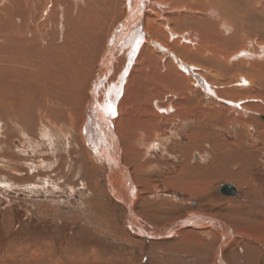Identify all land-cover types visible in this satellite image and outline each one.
Returning <instances> with one entry per match:
<instances>
[{"label": "bare ground", "instance_id": "1", "mask_svg": "<svg viewBox=\"0 0 264 264\" xmlns=\"http://www.w3.org/2000/svg\"><path fill=\"white\" fill-rule=\"evenodd\" d=\"M117 2L0 0V123L7 117L34 153L41 148L33 137L50 134V146L60 139L67 142L66 147L77 146L73 141L80 140L89 164L96 166L97 155L99 160L104 158L110 185L122 183V202L130 205L134 188L121 155L135 160L139 146L148 149L158 128L154 123L163 122L167 131L177 134L178 127L196 120L195 127L201 130L192 132L190 141L202 143L210 141L211 133L204 131L203 124L209 126V116L224 126L226 120L242 124L244 119L247 126L250 116H235L232 109L213 108L205 101L217 97L233 107L226 100L233 93L243 95L244 90L249 93L264 85V47L256 55L233 53L242 46L244 35L263 37L264 26L255 21L245 28L240 18L234 31L222 26V9H233L242 0H120L116 6ZM122 15V21L114 25ZM92 56L94 65L86 70ZM204 77L213 83L208 85ZM170 94L177 99L166 104ZM34 120H38L35 131ZM171 138L168 135V141ZM122 140L125 144L120 148ZM214 145L210 147L215 150ZM91 150L96 153L94 159ZM185 150L182 146L181 156ZM211 154H205L207 164L215 167ZM187 158L179 167L182 171L166 173L175 180H167L165 189L202 194L210 188V180L202 178V189V172H194ZM147 168L143 164L134 172L141 174ZM130 217L131 226L139 230L137 219ZM252 228L237 232L255 239L259 231L253 233Z\"/></svg>", "mask_w": 264, "mask_h": 264}, {"label": "rangeland", "instance_id": "2", "mask_svg": "<svg viewBox=\"0 0 264 264\" xmlns=\"http://www.w3.org/2000/svg\"><path fill=\"white\" fill-rule=\"evenodd\" d=\"M232 7L222 9V26L230 27V31H234L238 18L245 28L250 29L249 23L255 21L264 26V0H242V4ZM255 11L261 15H253ZM123 17H117L114 25ZM241 45L233 53L261 54L264 36L244 35ZM94 58L86 70L92 69ZM207 76L214 80L210 74ZM204 79L208 85L213 83ZM249 93L244 90L243 95L233 93L226 98L233 107L217 97L205 101L213 108H230L235 116L251 118L247 126L244 119L242 124L226 120L224 126L220 119L209 116V126L203 122L204 131L211 133L207 142L190 141L192 132L201 130L195 127L196 120L178 127L177 134L167 131L163 122L154 123L158 128L150 137L152 145H147L148 149L139 146L135 160L121 155L120 162L128 169L134 188L130 205L122 202V183L110 185L109 166L103 157H95L94 149L90 153L97 160L95 167L88 163L80 140L73 141L77 146L66 147L67 142L61 139L50 146V134H46L43 138L33 137L39 142L37 148H41L34 153L24 135L16 132L7 117L3 118L0 264H264V228L256 241L248 239V243L237 232L253 227L254 233L262 231L259 224L264 227V125L260 118L264 115V85L255 86ZM170 95L172 99L166 104L177 99L175 94ZM37 121H32L34 131ZM22 141L25 146L20 147ZM124 144L122 140L120 148ZM196 144L201 147L199 150ZM213 145L215 150L210 147ZM182 146L186 150L181 156ZM238 148L243 150H235ZM210 153L214 155L211 154L215 167L207 164L205 154ZM187 156L193 171L202 172L199 186L203 187L204 179L210 180L206 194L189 193L182 188L165 189L168 181L175 180L166 177V173L182 171L179 167L185 164ZM143 164L148 166L146 171L136 174L134 168ZM224 184L235 187V197L219 193ZM130 214L137 219L139 230L131 226ZM187 221L202 228L189 226Z\"/></svg>", "mask_w": 264, "mask_h": 264}, {"label": "water", "instance_id": "3", "mask_svg": "<svg viewBox=\"0 0 264 264\" xmlns=\"http://www.w3.org/2000/svg\"><path fill=\"white\" fill-rule=\"evenodd\" d=\"M260 118L263 121V125H264V116H262ZM219 193L223 196L235 197L237 194V191H236L235 187L231 186L230 184H224L220 187Z\"/></svg>", "mask_w": 264, "mask_h": 264}, {"label": "crops", "instance_id": "4", "mask_svg": "<svg viewBox=\"0 0 264 264\" xmlns=\"http://www.w3.org/2000/svg\"><path fill=\"white\" fill-rule=\"evenodd\" d=\"M207 191H208V190H206V191H205V192H203V193H204V194H206V193H207ZM203 193H202V194H203ZM199 195H200V194H199ZM262 220H263V219H262ZM257 227H260V228L262 229V231H259V234H260L261 232H263V228H264V227H263V224H262V225H260V224H259ZM256 237L258 238V237H259V235H258V236H256ZM256 237H254V238H256ZM248 239H250V240H252V241H253V240H255V241H256V239H251V238H246L245 240H248ZM246 242H247V241H246ZM247 243H248V242H247ZM245 244H246V243H245Z\"/></svg>", "mask_w": 264, "mask_h": 264}]
</instances>
